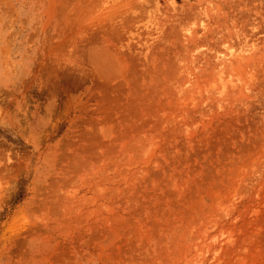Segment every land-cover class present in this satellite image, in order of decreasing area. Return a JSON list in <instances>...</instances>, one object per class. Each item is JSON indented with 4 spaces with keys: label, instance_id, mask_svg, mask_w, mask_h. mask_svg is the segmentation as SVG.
<instances>
[{
    "label": "rangeland",
    "instance_id": "1",
    "mask_svg": "<svg viewBox=\"0 0 264 264\" xmlns=\"http://www.w3.org/2000/svg\"><path fill=\"white\" fill-rule=\"evenodd\" d=\"M0 264H264V0H0Z\"/></svg>",
    "mask_w": 264,
    "mask_h": 264
}]
</instances>
